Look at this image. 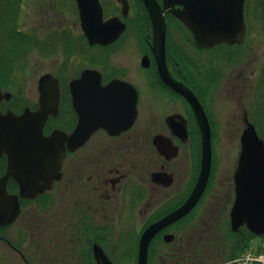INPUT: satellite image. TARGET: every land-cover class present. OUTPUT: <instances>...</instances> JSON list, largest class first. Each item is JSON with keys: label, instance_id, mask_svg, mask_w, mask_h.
<instances>
[{"label": "flooded vegetation", "instance_id": "flooded-vegetation-1", "mask_svg": "<svg viewBox=\"0 0 264 264\" xmlns=\"http://www.w3.org/2000/svg\"><path fill=\"white\" fill-rule=\"evenodd\" d=\"M13 1L0 0V19L4 17L13 21ZM125 1L129 7L127 17L123 13ZM157 2L165 9L167 23L168 20L178 23L191 37L189 43L197 51L217 52L216 62L223 61L228 47L238 46L235 44L215 49H199L194 39L192 41L191 33L175 17L174 11L165 8L163 0ZM100 3L104 20L119 18L125 23L127 30L129 21L136 19L132 15L136 3L141 10L143 5L147 11L142 0H100ZM113 3L115 9H112V15L106 16V7L109 9ZM70 4L69 11L77 14L76 19L82 25L77 1L73 0ZM55 5L57 0L43 6L41 9L45 10L42 11V18L47 23L50 20L48 29L52 31L47 34H54L57 43L64 42L62 46L70 50L71 55L66 57L68 67L58 66L59 69L55 68L57 73L53 71L39 77L38 105L35 110L27 109L32 112L40 109L41 83L44 78L49 77L50 81L54 80L55 87L59 88V112L56 116L48 117L44 126L46 137L54 132L72 136L80 122L75 104L90 101V97L100 94V86L106 88L104 93L110 110L108 116L114 122L111 121L104 127L98 126L87 138L79 139L73 147L68 146L63 139L60 148L65 150L64 158L62 151H57L54 156L50 155L55 160V167L34 168L32 178H38V187L42 190L36 197H22L19 183L14 178L8 181L7 193L19 198L20 213L11 224L0 226V240L6 241L5 232L24 219L29 223L27 227L21 225L18 236L22 240L21 238L27 237L28 232L32 245L19 251L8 241L24 264H139L144 234L164 222L162 229L149 243L147 264H239L235 254L242 240L238 242L236 237L244 234L247 238L244 230H249L246 226H242L238 232L232 228V210L236 200L235 174L241 152L233 170L229 171L226 184V180L217 173V151L213 138L224 127L225 132L230 135L236 136L243 132L246 118L245 125H241L238 107H235L229 113L228 123L223 125L224 119L219 116L221 111L215 110L212 102L213 95H209L210 91L200 85L199 80L198 83L191 81L189 67L185 64L186 54L180 51L182 49L175 51L169 46L168 31L166 67L174 83L169 85L163 80L154 51L153 27L148 11L149 33L142 39L143 45L135 70L118 66L109 67L103 72L94 67H85L72 76L68 70L71 67L69 64L78 60L80 52L91 51L92 54L96 50V54L92 55L87 52V64L98 66L104 63L105 66L110 57L108 52L120 45L127 30L112 44L92 46L82 27L79 29L78 21L72 24L65 16L63 22L62 17L59 18V12L54 9ZM66 12L67 10L61 11V15ZM8 36L12 37V33L9 32ZM79 36L81 40L85 39V46L80 44ZM16 37L29 38L31 43L30 37L18 34ZM46 43V40L42 41L43 46ZM31 45L35 47L37 43L32 42ZM13 48L7 47L12 56ZM25 48L22 50H26ZM20 51L17 49V58L24 56V52ZM17 69L24 71L28 67L0 65V79L3 81H0V90L2 94L10 95L8 100L5 97L0 103V112L3 114L9 111L14 113L10 108L4 109V104L12 102L13 94L4 92L3 86L7 84L10 87L11 82L13 85L15 82L19 83L16 80ZM87 71L99 73L101 82H79ZM21 76L23 84L25 77L23 74ZM237 79L242 81L241 76H236L223 86L221 83L214 84L212 89H220V96L228 100L231 98L238 104L237 95L248 80L240 85L238 83L241 81ZM181 86L197 97L206 113L211 133L212 166L207 187L196 205L169 223L167 219L180 212L188 203L202 170L201 130L192 105L178 90ZM133 101L136 102V114L132 111ZM8 169L9 156L3 155L0 158V178L5 177ZM35 192L30 195L33 196ZM35 210L54 211L56 223L51 228L47 225L40 230L35 222L28 219L29 213ZM68 218L70 222H64ZM63 222L65 226L62 228ZM249 236V239L255 237L264 240V236H257L251 231ZM129 243L134 250L126 253ZM227 247L232 248L229 255L225 254Z\"/></svg>", "mask_w": 264, "mask_h": 264}, {"label": "water", "instance_id": "water-1", "mask_svg": "<svg viewBox=\"0 0 264 264\" xmlns=\"http://www.w3.org/2000/svg\"><path fill=\"white\" fill-rule=\"evenodd\" d=\"M76 1L82 20L81 27L90 45L112 44L126 31L125 23L119 18L104 20L100 0ZM143 2L153 27L154 51L158 58L161 76L166 83L173 85L174 81L166 67L165 9L157 0H143ZM123 4V13L127 17L129 7L126 1ZM245 4L246 0H163L164 7L174 11L175 17L191 33L199 49H213L224 44H242L247 32ZM87 81L101 82V76L95 71H87L79 82ZM53 83L54 80L50 81L49 77L43 79L38 111L32 112L27 109L21 115L11 111L6 114L0 112V158L3 155L9 156L7 174L0 178V226L14 222L20 212L18 197L8 195L6 190L11 178L19 183L22 197L28 196L33 191L38 193L39 181L32 178L34 168L55 167V160L50 155L54 156L57 151H62L64 158L65 150L60 148L63 139L68 146L73 147L79 139L87 138L98 126L104 127L105 124L114 122L108 116L110 110L107 108L109 103L104 93L106 88L97 85L101 90L100 94L90 97V101H79L75 104L80 117L76 132L70 137L57 132L46 137L44 126L48 117L56 116L59 112V88ZM178 90L192 105L201 130L202 170L188 203L180 212L167 219L169 223L180 218L196 205L207 187L212 166L211 133L206 113L200 101L190 90L182 86ZM5 97L8 100L10 95H4L0 90V103ZM127 104L129 107V103ZM135 104L136 102L133 101L134 114H136ZM235 184L233 230L238 232L242 226H246L255 235L264 236V141L259 137L256 127L247 118L246 128L241 137V154L235 174ZM163 224L164 222L155 225L144 234L147 242L141 247L139 264H147L149 241L162 229Z\"/></svg>", "mask_w": 264, "mask_h": 264}, {"label": "rangeland", "instance_id": "rangeland-1", "mask_svg": "<svg viewBox=\"0 0 264 264\" xmlns=\"http://www.w3.org/2000/svg\"><path fill=\"white\" fill-rule=\"evenodd\" d=\"M54 1L56 0H14L12 2V4L14 3V9L13 12H11V18H14L13 21L4 19V17L0 19V65H22L28 67V69L24 71H19L17 69L16 80L18 79L17 82L19 83L14 81V85L13 82L9 83L10 87L7 84L3 86L4 92L13 94L12 102L4 104V109L10 108L16 114L25 112L27 108L35 110L37 107L39 99V77L53 71L57 73L58 71L55 68L57 67V69H59L58 66L66 65L68 67V60L66 61V57L68 58L71 55L70 50L62 46L64 42L60 41L57 43L54 34H47L52 31L48 29L50 20L48 19L47 23V20L42 18V11L45 9L42 10L41 8ZM65 2H67L68 5H66ZM72 2L73 0H57V5H55L56 8L54 9L59 12V18L62 17L63 22L66 16L68 17V21L73 24L77 23L78 19H76L77 14L74 15L73 12L69 11V7H71L70 3ZM261 2L262 0H246L245 21L247 32L244 43L240 44V46L228 47L227 55H224L226 57L224 59L222 58V62H216V51H197L195 47L189 43V41L191 42V37L185 33L178 23L172 20H168L167 23L166 16L165 20L167 24L169 46L175 51H177V49H182L180 51L186 54L187 61L185 64L189 67L188 72L190 73L189 77L191 81L197 82V80H199L200 85L205 86L204 88L210 91L209 95H213L212 102L216 107L215 110L218 112L221 111L219 116L222 120L224 119L223 125L225 126V124L228 123L227 121L230 119L229 113L234 110L235 107H238L239 123L245 125V118H247L249 122L256 127L259 137L264 141V83L262 81L259 82V78L264 72V22L262 19V9H260ZM142 7L144 8L143 5ZM143 8L141 10L138 4H135L132 15H135L136 19L132 18L131 21H129L128 30L126 29L127 32L122 38L120 45H117L108 52L107 55H110V57L105 66H103L104 63L98 66L87 64L88 56L91 54V51L80 52L78 60L69 64V66H71L68 68L70 74L75 76L77 72H80L85 67H94L103 72L107 71L109 67L117 68L118 66L131 68L132 71L135 70L138 66L143 45L142 39L145 34L147 35L149 33L150 27L149 19H147L149 16L145 8ZM112 9H115V4L112 5V7L109 6V9L106 7V16L112 15ZM66 10L67 12L61 15V11L64 12ZM139 14H141L142 17L139 16ZM77 24L81 30L80 22L78 21ZM9 32L12 33V37L8 36ZM17 34L30 37L31 43L35 42L37 45L33 47L29 42V38H18L16 37ZM44 40L47 41L46 46L42 45V41ZM78 40L80 44L84 46L87 44L84 38L81 40V36H79ZM13 45L15 48L19 49V51L26 47V50L20 51L24 52V56L22 55L17 58V49L13 48ZM8 46L13 48L11 51L14 53L13 56L6 48ZM85 48L88 47L86 46ZM93 53L96 54V50H93L92 54ZM60 55H63V57ZM2 58L4 60H2ZM21 74L25 77L23 80L25 84L21 83ZM236 76L242 77V81L241 79H237V81H241L238 83L240 85H243L242 82L244 80H248V83H245L241 87L237 95L239 99V101H237L238 104L234 100H230L231 98L228 100L220 96V89L217 91L216 88L212 89L214 84L221 83L223 86L226 81L234 80ZM0 81L2 80L0 79ZM215 94H219V96L215 97ZM224 128L223 131L219 132V134L213 138V144L217 151V173L220 178L226 180L227 184L229 171L233 170V167L237 163L239 153L241 152V137L244 131L241 132L242 134L239 133L235 136L226 133ZM34 179L38 181V178ZM37 184H39V182ZM41 192L42 190L35 193L33 196L29 193L28 196L33 198ZM28 217L30 222H35L40 230H43V227L47 225L51 228V226L56 223L54 211L44 212L42 210H35L33 213H29ZM64 222H70L69 218ZM64 222L62 228L65 226ZM28 223L29 221L23 219L17 226L5 232L6 234H4V237L6 241L0 240V264H24L19 254L16 251L14 252L9 246L8 241H11L16 247L15 249L19 251L25 250L26 247L32 245L33 241L28 232H26L27 237L21 238L22 240H20L18 236V231L21 230L22 226L27 227ZM244 233L247 238L244 237V234L242 236L238 234V237H236V241L239 242L242 240L235 254L238 257V263L264 264V240L255 237L249 239L250 230L247 231L245 229ZM143 239L142 245L147 242L146 238L143 237ZM231 249L227 247L225 254H231ZM133 250L134 247L130 244L128 248H126V253H131ZM124 264L130 263L126 262Z\"/></svg>", "mask_w": 264, "mask_h": 264}, {"label": "trees", "instance_id": "trees-1", "mask_svg": "<svg viewBox=\"0 0 264 264\" xmlns=\"http://www.w3.org/2000/svg\"><path fill=\"white\" fill-rule=\"evenodd\" d=\"M260 9H262V19H263V22H264V0H262V2L260 4ZM2 60H4V59L2 58ZM261 81L264 83V72L262 73V75L259 78V82H261Z\"/></svg>", "mask_w": 264, "mask_h": 264}]
</instances>
